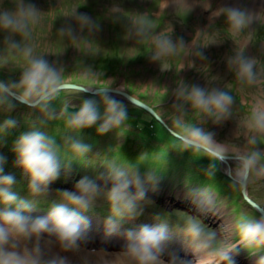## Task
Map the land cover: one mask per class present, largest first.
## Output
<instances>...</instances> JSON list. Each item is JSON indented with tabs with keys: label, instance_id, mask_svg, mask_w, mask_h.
<instances>
[{
	"label": "rangeland",
	"instance_id": "rangeland-1",
	"mask_svg": "<svg viewBox=\"0 0 264 264\" xmlns=\"http://www.w3.org/2000/svg\"><path fill=\"white\" fill-rule=\"evenodd\" d=\"M19 2L0 0V11H14ZM31 2L37 5L41 13L39 21L30 25V38L26 41L34 47L36 55L63 69V78L69 85L92 90L126 91L149 105L165 124L139 105L110 93L127 110V119L120 126L103 135L96 132L100 122L78 132L70 130L62 115L65 104L68 105V112L72 113L83 100L93 99L99 104L102 115L104 105L101 95L94 96L69 87L58 94L50 106L57 114L55 119H49L39 110L16 101H13L16 104L13 111L0 110V123L9 117L18 122L16 128L0 139V144L12 148L20 134L35 123L64 146L62 156L70 157V170L63 172L60 178L70 181V185L84 176L95 178L105 173L110 164L138 172L142 179L151 175L154 182L145 184L147 195L139 203L137 211L140 214L131 219L134 228L144 224H165L171 249L183 257L186 264H196L197 259L205 253L194 251L183 233L186 223L196 220L205 232L216 234L214 248L233 245L239 252V255L234 254L236 264H254L259 256L264 255V248L238 245L240 238L234 225L241 217L258 215L249 207V200L259 201L264 207V181L251 184L244 194L242 189L232 186L225 174L227 165L218 164L212 168V161L202 153L184 149L172 132L175 131L174 121L182 117L215 132L218 141L243 146L241 122L257 99L264 100V84L242 85L229 70L227 58L242 52L255 57L258 65L264 67V14L250 28L234 34L218 11L222 0ZM238 2L249 9L264 12V0ZM78 7L85 10L79 12ZM77 13L92 17L94 26L82 27L75 18ZM141 25L147 31L144 35H137V28ZM69 27L74 30L75 40L67 35ZM61 29L65 30L63 35ZM10 35L0 32V80L5 81L18 80L25 67L24 58L9 50L4 42L5 37ZM156 37L170 38L174 42L183 37L185 46H177L175 55L153 60ZM12 38L20 40L19 36ZM85 75L88 79L84 78ZM181 83L228 91L235 99L232 118L221 126L214 125L208 117L175 95V89ZM69 137L89 144L90 151L82 157L73 156L66 147L70 143ZM84 157L87 162L81 177L76 178L74 165ZM98 183L105 187V191L111 187L110 183ZM61 189L63 187L49 185L47 195L39 200L52 203L58 199L57 192ZM130 190L135 191L134 188ZM20 196L28 198L29 193ZM201 200L205 201L203 208L197 204ZM104 205L107 202L101 195L91 210ZM89 211L85 213L91 221L89 239L82 245L81 251L63 253L53 245L51 254L67 255L71 264H133L123 253V237H106L101 212L95 210L89 214ZM164 212L168 216L163 217ZM31 215L43 216L46 210L38 208ZM121 231H126V228L121 227ZM162 259L167 262L168 257Z\"/></svg>",
	"mask_w": 264,
	"mask_h": 264
},
{
	"label": "clouds",
	"instance_id": "clouds-1",
	"mask_svg": "<svg viewBox=\"0 0 264 264\" xmlns=\"http://www.w3.org/2000/svg\"><path fill=\"white\" fill-rule=\"evenodd\" d=\"M218 11L234 34L250 28L264 12L242 6L238 0H222ZM40 9L31 0H20L14 11H0V32L10 33L5 37L9 50L20 54L25 67L18 80H0V110L11 112L16 107L13 101L30 109L39 110L55 119L57 114L51 109L58 94L71 85L63 78V69L49 63L43 56L34 53V47L26 43L30 38V25L40 18ZM76 20L81 26H94V20L86 13H77ZM146 27L137 28V35H144ZM65 33L61 29V34ZM67 35L76 39L74 30L69 27ZM12 36H19L17 41ZM153 60L175 55L177 46L184 47L183 37L177 41L170 38L154 39ZM200 55L203 57V53ZM227 66L242 85L264 84V67L258 65L255 57L237 52L227 58ZM85 79L88 76L85 75ZM76 91L87 92L85 88ZM116 95H123L119 89ZM103 97L104 112L96 100L85 99L79 108L68 112L63 106L67 128L80 131L99 126L96 132L108 133L127 119L123 103L109 92L94 93ZM175 95L189 104L192 109L208 117L216 126L223 125L232 118L235 103L233 95L220 88H206L199 84L181 83ZM17 120L9 117L0 123V139L16 128ZM172 135L186 150L202 153L212 161V168L218 164L227 165L225 174L237 189L247 191L249 186L264 181V100L257 99L241 122L244 144L218 141L216 133L208 131L184 120L174 121ZM67 150L75 157L85 156L91 146L81 139L68 138ZM62 146L57 138L44 131L41 125L33 124L28 131L20 134L13 144L15 167L27 178L28 198H22L15 190L17 179L14 174H5L6 158L0 156V264H71L67 255L51 254L53 245L63 253H77L89 239L91 221L85 215L101 195L107 202L110 216L105 221V236H122L123 253L133 264H186V261L170 247V237L165 224H144L138 228L121 231L122 223L135 218L139 203L147 195L146 182H154L148 175L141 178L138 172H130L125 167L110 164L105 173L95 178L84 176L74 185V190H58V199L49 204L46 215L33 217L31 213L39 208L38 201L48 193L49 185L59 179L61 171H69L70 165L62 156ZM231 162V163H230ZM234 164V167H233ZM212 172L209 171V175ZM104 185L111 187L105 191ZM135 189L131 191L130 189ZM199 207L205 201H197ZM250 208L258 215L241 217L234 228L240 241L248 246L264 248V207L259 201H248ZM185 238L196 252L214 256L219 264H236L234 254L237 248L230 244L216 246V234L205 232L201 223L190 220L183 230ZM167 256V262L162 257ZM254 264H264V255Z\"/></svg>",
	"mask_w": 264,
	"mask_h": 264
},
{
	"label": "trees",
	"instance_id": "trees-1",
	"mask_svg": "<svg viewBox=\"0 0 264 264\" xmlns=\"http://www.w3.org/2000/svg\"><path fill=\"white\" fill-rule=\"evenodd\" d=\"M84 6V5H83ZM83 8V7H82ZM84 8H87L86 6H84ZM81 9L80 12H83L85 9ZM57 16H55L54 18H56ZM63 154V153H62ZM0 155H3L6 158V164L4 166V172L5 174H14L16 176L17 179V186L15 189L21 188L23 190H25L26 192H28V188H27V184H28V180L27 178L22 174V172L20 171V169L15 167V154L12 151V148L3 144H0ZM67 162L70 163V157L68 156H64L63 157ZM85 158V159H84ZM81 158L80 161L75 164L74 166H76L75 169V175L82 174V169L84 164H86V157ZM78 161V160H77ZM81 161L85 162V163H81ZM70 165V164H69ZM63 172L65 171H61L60 176L63 174ZM81 177V176H80ZM75 181V180H73ZM72 184L70 185V181H68L67 179H62L59 177V179H57L56 181H54L52 184H50V186L55 187V188H61L63 187V189H69L71 188ZM67 186V187H66Z\"/></svg>",
	"mask_w": 264,
	"mask_h": 264
},
{
	"label": "water",
	"instance_id": "water-1",
	"mask_svg": "<svg viewBox=\"0 0 264 264\" xmlns=\"http://www.w3.org/2000/svg\"><path fill=\"white\" fill-rule=\"evenodd\" d=\"M71 87H73L74 89H76V88H84V87L73 86V85ZM114 90H111L110 91V90H107V89H104V90L87 89V93L93 94V95H95L94 93H102V92H109V91H110L109 93H115ZM120 91L123 93V95H120L121 97H123L124 99H127L130 102H132V103H134L136 105H139L140 107L144 108L145 110H147L148 112H150L151 114H153L155 117H157L158 119H160L162 123L165 124V122L161 118H159L158 114L149 105H145L144 103L140 102L138 99H136L133 96L129 95L128 92H126V91H123V90H120ZM244 194H246V191H244ZM246 198H247V196H246Z\"/></svg>",
	"mask_w": 264,
	"mask_h": 264
},
{
	"label": "bare ground",
	"instance_id": "bare-ground-1",
	"mask_svg": "<svg viewBox=\"0 0 264 264\" xmlns=\"http://www.w3.org/2000/svg\"><path fill=\"white\" fill-rule=\"evenodd\" d=\"M242 244L244 243H242L241 241L238 242V245H242ZM196 264H219V262L216 260L214 256H209L207 254H204L203 256H200L199 259H197Z\"/></svg>",
	"mask_w": 264,
	"mask_h": 264
}]
</instances>
